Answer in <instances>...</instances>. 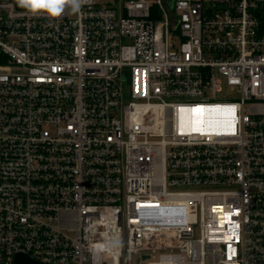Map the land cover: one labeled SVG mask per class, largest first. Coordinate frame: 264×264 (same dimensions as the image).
Returning <instances> with one entry per match:
<instances>
[{
	"label": "built area",
	"instance_id": "1",
	"mask_svg": "<svg viewBox=\"0 0 264 264\" xmlns=\"http://www.w3.org/2000/svg\"><path fill=\"white\" fill-rule=\"evenodd\" d=\"M19 255L264 264V0H0V264Z\"/></svg>",
	"mask_w": 264,
	"mask_h": 264
},
{
	"label": "clouds",
	"instance_id": "2",
	"mask_svg": "<svg viewBox=\"0 0 264 264\" xmlns=\"http://www.w3.org/2000/svg\"><path fill=\"white\" fill-rule=\"evenodd\" d=\"M17 5L32 16L46 15L55 20L66 11L80 14L82 7L89 0H16Z\"/></svg>",
	"mask_w": 264,
	"mask_h": 264
},
{
	"label": "rangeland",
	"instance_id": "3",
	"mask_svg": "<svg viewBox=\"0 0 264 264\" xmlns=\"http://www.w3.org/2000/svg\"><path fill=\"white\" fill-rule=\"evenodd\" d=\"M97 3L100 5V6H106V5H114L115 4V0H96ZM230 96H229V93L228 92H225L223 93L222 95H219L218 96V100H226L228 99Z\"/></svg>",
	"mask_w": 264,
	"mask_h": 264
},
{
	"label": "water",
	"instance_id": "4",
	"mask_svg": "<svg viewBox=\"0 0 264 264\" xmlns=\"http://www.w3.org/2000/svg\"><path fill=\"white\" fill-rule=\"evenodd\" d=\"M15 264H37V263L33 262L32 260H30L28 257L24 255H19L16 258Z\"/></svg>",
	"mask_w": 264,
	"mask_h": 264
},
{
	"label": "bare ground",
	"instance_id": "5",
	"mask_svg": "<svg viewBox=\"0 0 264 264\" xmlns=\"http://www.w3.org/2000/svg\"><path fill=\"white\" fill-rule=\"evenodd\" d=\"M196 115H199V114H196ZM200 116H201V114H200ZM196 118H197V116H196Z\"/></svg>",
	"mask_w": 264,
	"mask_h": 264
}]
</instances>
